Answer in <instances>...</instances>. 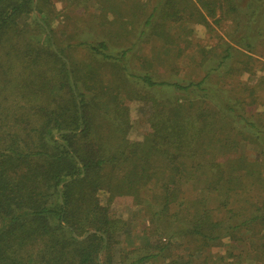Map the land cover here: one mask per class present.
<instances>
[{
    "label": "trees",
    "instance_id": "trees-1",
    "mask_svg": "<svg viewBox=\"0 0 264 264\" xmlns=\"http://www.w3.org/2000/svg\"><path fill=\"white\" fill-rule=\"evenodd\" d=\"M46 1L0 0V264H264V0H95L64 40L49 14L20 25ZM179 56L202 76L153 67ZM129 100L150 106L140 140ZM111 203L139 208L145 245L116 256Z\"/></svg>",
    "mask_w": 264,
    "mask_h": 264
},
{
    "label": "rangeland",
    "instance_id": "rangeland-1",
    "mask_svg": "<svg viewBox=\"0 0 264 264\" xmlns=\"http://www.w3.org/2000/svg\"><path fill=\"white\" fill-rule=\"evenodd\" d=\"M38 5L41 11L39 12L37 10L36 12L35 10L20 24L23 28L28 27L33 36H39L41 30L37 26L34 18L36 16H44V14L47 16L49 14L50 17H52L50 25L56 31V36L59 38V40H64V38L70 34L76 35L77 32L83 29L87 30L93 26H96L94 21L93 23H90V18L93 15H97L99 13V5L95 2V0H47L45 5L39 2ZM187 27L191 33L190 35L192 39L195 42L203 44L207 48L213 49V53H218L220 51L221 44L217 39L211 36L215 35L213 31L209 34L206 32L205 26L201 24H187ZM213 29H215L216 34L220 35L221 39H225L226 35L223 32V28H217L213 26ZM95 32L96 31L91 30L90 33ZM43 39L44 38L42 36L40 41L43 42ZM74 43L75 40L64 42V45L68 48L66 49V55L70 56L69 60L72 62L83 63L85 61L84 52L80 47L74 46ZM153 67L161 75L169 73L168 77H189L191 79H198L199 76H202L203 74V70L194 68L193 66H188L184 59H182L180 56L173 64H169L167 61H158L153 64ZM257 77L258 76L255 75L248 76L246 73H244L240 76V79L242 78L249 83H253L256 81ZM223 82H225V79L222 80V83ZM126 105L131 123V127L128 131V138L131 140H140L143 132L146 130V120L150 115V106L148 103L140 100H129ZM257 109H261V107H257ZM248 153L250 156H253L255 153L254 149L249 147ZM98 195L101 203L105 204L107 194L104 191H100ZM109 207L118 218H121L127 222L125 230L117 234L120 243L114 248L116 256H118L120 249L123 250L128 247L145 245V241L141 239V237L147 236L141 235L140 230L142 223L144 224V227H149L150 223L146 217H141L139 208L136 206L128 207L123 203H111L109 204ZM154 264H160V262H156Z\"/></svg>",
    "mask_w": 264,
    "mask_h": 264
}]
</instances>
